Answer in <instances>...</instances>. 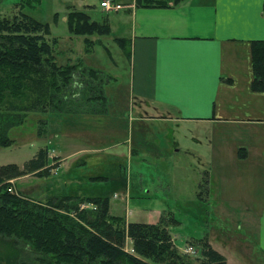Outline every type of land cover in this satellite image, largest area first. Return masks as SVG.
<instances>
[{"label": "crops", "instance_id": "1", "mask_svg": "<svg viewBox=\"0 0 264 264\" xmlns=\"http://www.w3.org/2000/svg\"><path fill=\"white\" fill-rule=\"evenodd\" d=\"M109 2L123 4L113 13L117 34L124 36L114 39L126 42L124 52L118 48L128 60L133 120L171 132L166 152L170 158L180 153L196 173L190 178L198 191L195 203L228 212L225 225L233 219L252 232L246 242L264 264V92L250 88V43L264 40L263 0H165L159 8ZM173 126L181 129L180 142ZM127 143L130 157L137 150ZM202 239L227 264L226 247L213 243L214 233Z\"/></svg>", "mask_w": 264, "mask_h": 264}, {"label": "rangeland", "instance_id": "2", "mask_svg": "<svg viewBox=\"0 0 264 264\" xmlns=\"http://www.w3.org/2000/svg\"><path fill=\"white\" fill-rule=\"evenodd\" d=\"M25 1L28 4L24 5ZM100 1L0 0V15H11L21 8L24 14L47 26V39L55 41L58 64H63L67 58L78 59L85 69L104 74V78L101 75L103 83L107 81L106 76L116 79V82L109 79L105 88L103 114L56 116L30 113L20 126L7 133L12 142L0 146V165L22 167L39 149H45L46 163L50 167L48 176L27 174L16 179L13 187L20 195L40 202L55 196L54 191L78 195L106 194L108 214L121 218L124 224H156L159 215L166 216V212H170L177 224L167 227V233L171 234L177 253L191 264L202 261L198 240L205 233H214L216 241L213 243L226 247L227 264H263L260 253L253 251L252 244L246 242L252 232L247 234L244 228H238L233 219L225 225L228 212H210L195 203L198 191L191 179L196 178V173L187 169L180 153L170 158L166 152L165 144L171 132L161 124H140L133 120L136 114L134 101L128 93V60L113 40L124 35L117 34L119 19L116 14L100 8ZM15 3L18 6H14ZM70 10L85 12L91 21H107L112 33L92 37L95 44L85 52L84 37L72 35L68 29L66 17ZM78 102L72 107L73 112L87 108L82 101ZM88 109L97 108L88 105ZM42 118L46 124L44 133L39 134L38 121ZM172 132L180 142V127L173 126ZM136 137L139 138L138 146H133ZM128 141L137 150L130 157L126 153L129 151ZM95 177L110 178L107 181L88 179ZM86 208L94 209L95 206L89 203L79 205L80 210ZM214 222L217 224L215 229ZM9 240L0 236V262L15 248L13 241ZM24 246L20 244L18 252L25 262L33 261L34 254ZM123 250L133 254L128 238Z\"/></svg>", "mask_w": 264, "mask_h": 264}, {"label": "trees", "instance_id": "3", "mask_svg": "<svg viewBox=\"0 0 264 264\" xmlns=\"http://www.w3.org/2000/svg\"><path fill=\"white\" fill-rule=\"evenodd\" d=\"M134 4L150 8L166 6L165 0H134ZM261 9L264 12V0ZM66 23L72 35L84 37L85 52L95 44L92 37L110 33L107 21H91L81 11L70 10ZM47 37V26L24 14L21 8L11 15H0V146L12 142L7 133L20 126L30 113L59 116L105 112L103 88L109 77L103 83L101 72L85 69L78 59L67 58L58 64L55 41ZM114 42L124 52L125 40L115 38ZM250 55V88L264 92V40L250 43ZM78 101L87 108L73 112L72 107ZM88 105L97 109L89 110ZM38 123V133L43 134L46 120L39 119ZM46 160V150L39 149L22 167L0 165V236L11 239L15 247L0 264H191L177 253L167 233V227L177 224L170 212L159 215L156 224H124L121 218L108 214L106 194L54 191L55 196L44 202L20 195L13 187L14 181L27 174L48 176L50 167ZM84 203L95 208L80 210L79 205ZM126 238L131 242L133 254L123 250ZM198 243L202 257L199 264H225L205 240L199 239ZM20 244L29 247L33 261L25 262L21 257Z\"/></svg>", "mask_w": 264, "mask_h": 264}, {"label": "built area", "instance_id": "4", "mask_svg": "<svg viewBox=\"0 0 264 264\" xmlns=\"http://www.w3.org/2000/svg\"><path fill=\"white\" fill-rule=\"evenodd\" d=\"M100 8L104 9L106 12H118L122 7L118 4H114L109 1H102L99 3Z\"/></svg>", "mask_w": 264, "mask_h": 264}]
</instances>
